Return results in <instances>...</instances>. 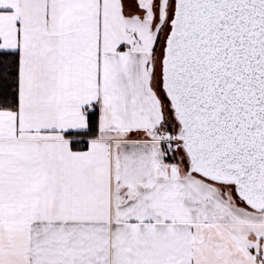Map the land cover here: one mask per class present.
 <instances>
[{
  "label": "snow or ice",
  "instance_id": "6c2138e0",
  "mask_svg": "<svg viewBox=\"0 0 264 264\" xmlns=\"http://www.w3.org/2000/svg\"><path fill=\"white\" fill-rule=\"evenodd\" d=\"M0 264H264V0H0Z\"/></svg>",
  "mask_w": 264,
  "mask_h": 264
}]
</instances>
